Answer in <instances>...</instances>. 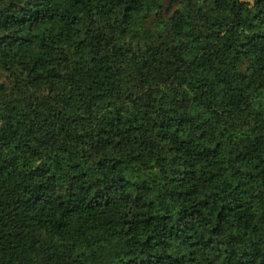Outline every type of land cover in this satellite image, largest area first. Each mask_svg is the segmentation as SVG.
I'll list each match as a JSON object with an SVG mask.
<instances>
[{
	"label": "trees",
	"instance_id": "trees-1",
	"mask_svg": "<svg viewBox=\"0 0 264 264\" xmlns=\"http://www.w3.org/2000/svg\"><path fill=\"white\" fill-rule=\"evenodd\" d=\"M0 264H264V0H0Z\"/></svg>",
	"mask_w": 264,
	"mask_h": 264
}]
</instances>
